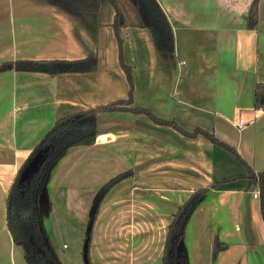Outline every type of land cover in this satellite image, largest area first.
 Returning <instances> with one entry per match:
<instances>
[{"label": "crops", "instance_id": "1", "mask_svg": "<svg viewBox=\"0 0 264 264\" xmlns=\"http://www.w3.org/2000/svg\"><path fill=\"white\" fill-rule=\"evenodd\" d=\"M252 1L158 0L174 34V51L163 53L148 28L124 17L126 7L118 0L123 56L134 82L132 104L186 130L212 131L256 171L264 166V108L254 105L255 84L264 83V0L257 1V20L250 26ZM114 13L108 0L78 17L46 0H0V64L97 57L96 70L86 72L0 68V264H26L6 226L5 197L43 132L63 114L127 96ZM239 118L252 122L238 128ZM96 120L95 141L67 148L52 164L42 221L59 189L84 196L88 206L109 178L128 171L104 194L106 221L96 227L117 235L125 225L130 245H94L91 258L94 264H143L149 244L164 243L171 214L190 191L228 178L208 187L188 219L189 264H264V220L259 197L251 193L256 185L232 152L144 113L98 111ZM215 236L228 245L212 257Z\"/></svg>", "mask_w": 264, "mask_h": 264}, {"label": "trees", "instance_id": "2", "mask_svg": "<svg viewBox=\"0 0 264 264\" xmlns=\"http://www.w3.org/2000/svg\"><path fill=\"white\" fill-rule=\"evenodd\" d=\"M72 16L78 17L86 12L98 10L101 0H46ZM113 5L115 13L112 27L117 41L118 61L123 69L127 82V96L107 101L87 109H77L56 118L43 132L39 141L29 152L18 172L10 183L5 197V220L13 241L21 246L26 264H63L53 250L49 237L44 229L42 214L39 207V195L48 177L52 164L64 153L75 145H87L95 141L97 132L96 114L98 111L130 110L134 113H144L159 124H169L178 131L195 136L200 133L211 139L216 144L232 152L236 158L246 166L244 176L248 177L250 184H255L259 189V207L264 220V166L253 170L246 160L240 155L235 146L218 138L212 131L201 127L186 130L173 119L156 116L149 107L132 104L134 82L131 67L125 62L123 56V38L119 28L124 23L120 20L122 14L118 0H108ZM135 12L134 25L149 29L155 48L163 53L174 51V34L169 19L158 0H125ZM257 1L253 0L249 9L248 24L254 25L257 20ZM12 66L17 70L40 71L50 74L62 72H86L97 68V57L87 55L79 58H16L5 61L0 68ZM255 107L264 108V83L255 84ZM39 148H46L44 159L39 169L26 181H20V171L23 165ZM128 174V171H127ZM223 179L217 180L208 186H198L190 191L188 196L177 205L171 214L170 221L164 237L161 264H189L188 253L184 244V233L188 219L195 210L198 202L209 186H214ZM109 188V187H108ZM105 188L98 193L96 209L104 194ZM90 241V234L88 246ZM227 242L214 237L212 243V257L219 250L227 246ZM84 264H91L87 251Z\"/></svg>", "mask_w": 264, "mask_h": 264}, {"label": "rangeland", "instance_id": "3", "mask_svg": "<svg viewBox=\"0 0 264 264\" xmlns=\"http://www.w3.org/2000/svg\"><path fill=\"white\" fill-rule=\"evenodd\" d=\"M120 3L122 6L126 7V9H124L125 13H123L124 17L128 21L134 20L135 12L130 5L125 0H120ZM13 60L14 59H12V61ZM94 197L95 196H93L88 206L84 201L85 197L75 192L72 194H64L63 190L59 189V191H56L55 194L50 197L52 209L43 215L42 222L51 246L63 264H84L82 250L87 235V225L89 223L91 224V228L89 232L90 241L88 253L91 264H94L91 258L94 245H99V247H101V245H130L127 244L129 243L130 234L125 225L117 235H106L99 232L100 230L96 227V223L99 220H102L100 224L106 221L103 219L105 211L101 209L99 203L100 207L98 206L97 211H94L91 215L90 210L93 206ZM104 235L107 238L106 241L104 240ZM110 236H113L111 239L115 237L113 241L109 239ZM118 238L119 240H117ZM126 238L128 240H126ZM161 249L163 251L162 242L150 243L145 252L146 258H143V264H161ZM147 252L151 254L149 255Z\"/></svg>", "mask_w": 264, "mask_h": 264}, {"label": "water", "instance_id": "4", "mask_svg": "<svg viewBox=\"0 0 264 264\" xmlns=\"http://www.w3.org/2000/svg\"><path fill=\"white\" fill-rule=\"evenodd\" d=\"M45 150L46 148H39L35 151V153L30 157V159L23 165L21 171H20V176H19V180L20 181H26L28 180L31 175L36 172L43 159H44V155H45ZM127 172L126 171H122L114 176H112L111 178H109L104 185L101 187V192L104 191L105 188L110 187L112 184H114L116 181L120 180L121 178H123L124 176H126ZM47 180V179H46ZM45 185H46V181L43 185L42 191L39 195V207L41 209V205L42 202L45 200ZM100 196V193H97L93 199V206L91 207L90 213L91 215L94 213L95 209H96V201L98 200ZM90 228H91V224L89 223L87 225V235L86 238L84 240V244H83V260L86 261L87 258V251H88V240H89V232H90Z\"/></svg>", "mask_w": 264, "mask_h": 264}, {"label": "built area", "instance_id": "5", "mask_svg": "<svg viewBox=\"0 0 264 264\" xmlns=\"http://www.w3.org/2000/svg\"><path fill=\"white\" fill-rule=\"evenodd\" d=\"M182 62H184V61H182ZM247 122H252V119L246 121V120H244L243 118H239V119L235 122V124H236V126H237L238 128H243V127L247 124ZM251 193H252V195H253L254 197H259V189H258V186H257V185H256V187L252 190Z\"/></svg>", "mask_w": 264, "mask_h": 264}]
</instances>
